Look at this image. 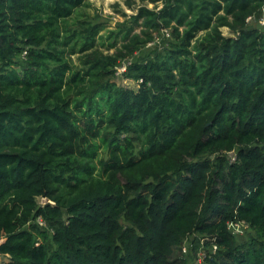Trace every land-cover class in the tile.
<instances>
[{
	"label": "trees",
	"instance_id": "1",
	"mask_svg": "<svg viewBox=\"0 0 264 264\" xmlns=\"http://www.w3.org/2000/svg\"><path fill=\"white\" fill-rule=\"evenodd\" d=\"M150 1L101 49L87 0H0V264H264V0Z\"/></svg>",
	"mask_w": 264,
	"mask_h": 264
},
{
	"label": "rangeland",
	"instance_id": "2",
	"mask_svg": "<svg viewBox=\"0 0 264 264\" xmlns=\"http://www.w3.org/2000/svg\"><path fill=\"white\" fill-rule=\"evenodd\" d=\"M87 4L80 8V11L83 14H80L79 17L84 18L85 16L91 19L93 22H101L103 23V26L97 31V34L95 35L96 41H104V44L101 46V49L105 48V44L109 41V38H107L109 34V30L111 29H118L119 26L122 25V23L126 22L130 24V22H127L129 19V16L137 11V7L139 5L145 4L148 7H153L156 5V8H159L161 6V3L158 2H151L150 0H87ZM128 2L132 3V6H128ZM261 20H264V15H260L259 17L255 18L253 17L252 24H256V22L261 26V28H264V22H260ZM139 26L133 25V31H138ZM221 32L224 35H232V32L227 27H221ZM170 36L169 30L168 34H166L164 31H160L154 36V39L148 43L146 46L135 52L133 57L123 60V62L118 66H124V69L126 67V64L130 63V60L139 59L145 57L152 49L154 48H160L163 44V40L165 38H168ZM112 38H110L111 40ZM116 46H119L122 42V39L120 37V34L115 38ZM114 48L109 49V51H113ZM72 61L75 64H78L77 54H71L70 55ZM120 68V67H119ZM123 69V70H124ZM122 68L117 70L116 77L114 80L117 84L132 88L134 90H137L139 88V82L140 80H136L133 78H128L122 75ZM102 146L100 145L96 150V155L99 157V155L102 154ZM93 162L95 163L97 171L98 169V161L97 157L95 156L93 158ZM38 201H42L40 197H37ZM232 233L237 235V237L242 241L246 239V237L250 234H253V230L248 225H240L238 227H230L229 228ZM203 241L200 242V245L197 246L196 249L193 248V244L191 242V239H185L184 241V248L182 247V253L187 257L188 264H200L202 262L203 257L205 256L207 248L202 245ZM192 246V247H191ZM190 249V254H188L187 251ZM9 258L8 254L0 253V263L7 261Z\"/></svg>",
	"mask_w": 264,
	"mask_h": 264
},
{
	"label": "built area",
	"instance_id": "3",
	"mask_svg": "<svg viewBox=\"0 0 264 264\" xmlns=\"http://www.w3.org/2000/svg\"><path fill=\"white\" fill-rule=\"evenodd\" d=\"M249 19H251V16H249L248 18H247V20H249ZM260 22H264V20H261ZM264 24V23H263ZM163 31L166 33V34H168V31L166 30V29H163ZM124 66L125 65H122V66H117V68H116V73H117V70L118 69H121L122 68V70L124 69ZM120 67V68H119ZM234 159V156L232 155L231 156V160H233ZM240 225H247V223L244 221V220H240V221H229L228 222V227L230 228V227H238V226H240ZM184 248V247H183ZM215 249H216V245H212V247H211V250H212V252H214L215 251Z\"/></svg>",
	"mask_w": 264,
	"mask_h": 264
}]
</instances>
